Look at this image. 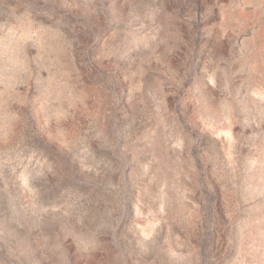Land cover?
I'll return each mask as SVG.
<instances>
[{
	"label": "rangeland",
	"instance_id": "374dc122",
	"mask_svg": "<svg viewBox=\"0 0 264 264\" xmlns=\"http://www.w3.org/2000/svg\"><path fill=\"white\" fill-rule=\"evenodd\" d=\"M0 264H264V0H0Z\"/></svg>",
	"mask_w": 264,
	"mask_h": 264
}]
</instances>
